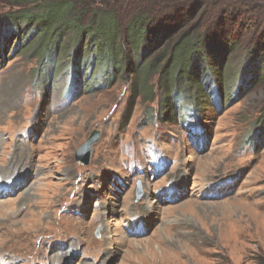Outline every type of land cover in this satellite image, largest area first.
<instances>
[{"label":"rangeland","instance_id":"374dc122","mask_svg":"<svg viewBox=\"0 0 264 264\" xmlns=\"http://www.w3.org/2000/svg\"><path fill=\"white\" fill-rule=\"evenodd\" d=\"M172 1L187 10L201 0ZM108 2L124 25L145 6L161 13L171 6ZM36 6L0 0V23L8 29L9 16L34 14ZM228 7L236 6L197 13ZM248 12L229 25L241 48L226 55L219 41L208 45L210 55L229 58L230 77L243 70L248 79L261 69L248 43L262 31ZM39 30L19 23L0 50V259L11 249L18 257L11 264H256L264 255V79L225 87L230 103L200 98L201 113L173 125L151 119L152 103L143 97L131 105L135 73L109 86L87 76L67 98V73L36 52ZM63 40L58 52L67 58L76 45L71 35ZM127 50L133 61L136 53ZM159 77L151 78L158 90ZM94 131L99 140L83 165L76 152Z\"/></svg>","mask_w":264,"mask_h":264},{"label":"trees","instance_id":"16d2710c","mask_svg":"<svg viewBox=\"0 0 264 264\" xmlns=\"http://www.w3.org/2000/svg\"><path fill=\"white\" fill-rule=\"evenodd\" d=\"M5 1L24 7L37 4L40 10L34 14L22 11L18 16H9L6 21L11 26L8 29L2 21L0 50L9 45L10 37L16 32L19 23L37 25L40 30L37 41L34 40L36 52L39 56L43 55L42 59L48 66L52 65L67 73V98H74L77 88L83 89L87 76L94 77L95 86H109L118 77H132L135 73L129 90L131 105L143 97L152 103L147 111L151 119L163 121L166 117V120L177 125L186 124L188 119L194 120L201 113L204 101L228 99L230 103L231 97H225L224 94L225 87L236 83L237 91L244 85L249 88L256 80L264 79V0H201L196 4L197 9L189 7L187 10L182 2L168 3L170 0H167L166 3L171 4L169 10L161 13L156 10V6H145L130 17L125 25L108 0ZM229 4L236 7H228L226 12L220 10L218 15L215 12H209V15L197 13L204 7ZM243 8L249 12H244ZM247 12L250 21L257 20L256 29L262 31L248 43V53H253L255 57L258 55L262 60L261 69L251 70L248 79L243 70L230 77L226 68L228 63L225 62L229 58L210 55L208 45L211 41H219L226 55L241 48L244 42L235 39L229 25L235 27L240 15ZM222 15L229 18V24ZM69 35L77 52L73 51L70 57L65 58V54L61 56L58 51L63 48V39ZM30 36H27L26 42H30ZM131 48L136 53L133 61L127 54V49ZM144 51L147 52L145 55ZM93 52L99 53V59H95ZM84 60H87L88 66L82 64ZM96 70L99 72L96 73ZM156 74L160 76L159 90L151 81ZM191 92L194 93V101ZM200 98L204 101H200ZM164 113L167 115L164 116ZM255 261L256 264H264V255H259ZM221 264L231 263L227 261Z\"/></svg>","mask_w":264,"mask_h":264},{"label":"water","instance_id":"95a60500","mask_svg":"<svg viewBox=\"0 0 264 264\" xmlns=\"http://www.w3.org/2000/svg\"><path fill=\"white\" fill-rule=\"evenodd\" d=\"M99 140V132L94 131L92 135L79 147L76 152L77 161L83 165H87L90 161L92 147ZM99 235V234H97Z\"/></svg>","mask_w":264,"mask_h":264},{"label":"bare ground","instance_id":"6f19581e","mask_svg":"<svg viewBox=\"0 0 264 264\" xmlns=\"http://www.w3.org/2000/svg\"><path fill=\"white\" fill-rule=\"evenodd\" d=\"M11 172V171H10ZM14 216H16V213L14 214ZM45 239H46V236H43L42 239H39L38 243L35 242L34 244V251H33V255L35 254L38 246L37 244L39 245L40 241L42 242H45ZM13 250L11 249H6V250H2L1 252H3L5 254V256L0 259V264H11V261L15 258H18L15 254L12 253ZM64 252L62 251V254ZM54 264H59L58 261H55Z\"/></svg>","mask_w":264,"mask_h":264}]
</instances>
